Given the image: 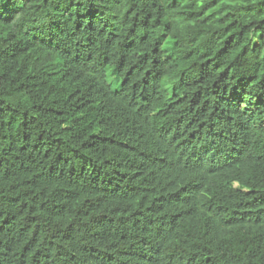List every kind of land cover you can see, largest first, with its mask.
I'll use <instances>...</instances> for the list:
<instances>
[{
  "label": "trees",
  "instance_id": "obj_1",
  "mask_svg": "<svg viewBox=\"0 0 264 264\" xmlns=\"http://www.w3.org/2000/svg\"><path fill=\"white\" fill-rule=\"evenodd\" d=\"M0 264H264V0H0Z\"/></svg>",
  "mask_w": 264,
  "mask_h": 264
},
{
  "label": "rangeland",
  "instance_id": "obj_2",
  "mask_svg": "<svg viewBox=\"0 0 264 264\" xmlns=\"http://www.w3.org/2000/svg\"><path fill=\"white\" fill-rule=\"evenodd\" d=\"M252 38H253V42L255 44H257L260 41V34H259V32H255L253 34ZM108 80L109 81L111 80V77L110 76L108 77ZM118 87H119V83H113V86H112L113 89L117 90Z\"/></svg>",
  "mask_w": 264,
  "mask_h": 264
}]
</instances>
